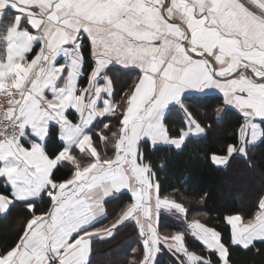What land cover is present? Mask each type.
<instances>
[{"label":"snow or ice","instance_id":"snow-or-ice-1","mask_svg":"<svg viewBox=\"0 0 264 264\" xmlns=\"http://www.w3.org/2000/svg\"><path fill=\"white\" fill-rule=\"evenodd\" d=\"M132 70L135 81L113 103L110 74ZM205 89L222 93L223 104L244 120L240 145L210 157L226 165L264 139V0H0V181L8 189L0 192V214L17 202L30 213L16 241L0 250V264H91L93 238L110 239L128 221L143 245L130 264H155L161 243L175 264H214L212 256L215 264H230L221 234L198 221L187 229L207 255L190 251L182 232L159 235L154 212L159 218L161 210L186 209L161 198L141 151L142 143L181 149L193 131L203 133L183 96ZM171 106L188 116V131L177 137L164 123ZM53 123L61 146L49 154ZM58 166L71 175L56 179ZM124 190L130 202L121 214L95 228L106 203ZM45 196L49 207L37 212ZM225 220L231 245L255 247L264 241V196L251 218Z\"/></svg>","mask_w":264,"mask_h":264},{"label":"trees","instance_id":"trees-1","mask_svg":"<svg viewBox=\"0 0 264 264\" xmlns=\"http://www.w3.org/2000/svg\"><path fill=\"white\" fill-rule=\"evenodd\" d=\"M84 56L89 57L87 51ZM90 68L85 63L84 74L80 86L87 81ZM117 93L121 100L122 89L125 91L134 76H127ZM187 112L204 128L199 137H188L181 149L158 145L152 148L149 144L141 145L145 162H150L155 179L159 183V195L180 203L186 209V222L199 221L217 230L222 242L229 248V260L232 264H264V242L255 244L247 250L233 247L230 243V228L225 218L240 215L244 220L252 217L257 210L258 200L264 196V139L255 145L247 146V155L234 154L225 167L212 163L213 154L226 156L227 146L239 145V129L244 123L237 111L223 107L219 95H192L184 97ZM182 108L172 106L165 116V126L172 137L186 128ZM119 112V108L117 109ZM110 125L116 123L115 118L106 119ZM58 128L52 126L46 147L49 154L59 150L61 143L57 139ZM108 150V149H107ZM67 166H58L54 170L56 179H66L71 175ZM0 185V192L7 188ZM130 202L128 193L112 199L106 204L105 218L95 224V228L110 226L115 218ZM49 207L48 198L36 201L37 212ZM30 215L25 205L17 202L5 215L0 216V250L12 245L23 229L24 220ZM185 223L161 215L158 221L159 233L171 236L184 232ZM185 234V242L189 250L207 255L203 246L190 235ZM142 238L138 226L134 222H125L116 230L110 239L93 238L91 264H130L140 256ZM135 249L136 251H133ZM215 264L216 257L212 256ZM155 264H175L166 252L157 256Z\"/></svg>","mask_w":264,"mask_h":264},{"label":"crops","instance_id":"crops-1","mask_svg":"<svg viewBox=\"0 0 264 264\" xmlns=\"http://www.w3.org/2000/svg\"><path fill=\"white\" fill-rule=\"evenodd\" d=\"M28 27H30V26H28ZM61 62H63V60L61 59ZM128 75L127 76H134V80L132 81V82H134L135 81V79H136V76H137V72H136V70H132V71H129L128 73H127ZM111 76H112V79H113V83H114V88H115V92H114V95H113V97H112V102L113 103H115V104H120V102H121V100H118V98H117V93L119 92V90H120V88H121V86H122V81L124 80V78L126 77V75H125V73H123V72H121V73H116V74H110ZM83 77V75L80 77V80H81V78ZM132 82H129L128 84H127V86H126V90L125 91H127V88H128V85L129 84H131ZM86 86V84L83 86V87H85ZM80 87H82V86H80ZM192 95H198V96H204V95H219V96H221V98H222V100H223V96H222V93H220L218 90H216V89H205L203 92H195V91H190V92H186V93H184V96H183V98L184 97H187V96H192ZM100 107H102L103 105H102V102L100 103V105H99ZM172 107V106H171ZM170 107V108H171ZM176 107H179V106H176ZM225 108H229V109H233V110H235V111H237L239 114H241L240 112H239V110L238 109H235L234 107H232V106H230V105H224L223 104V107L221 108V111L223 110V109H225ZM169 111V110H168ZM168 111H166V114L168 113ZM181 111L183 112V114H184V120H185V124H186V128L184 129V131H188V123H187V120H188V116H187V113H189V112H185L184 111V109H181ZM166 114H165V116H166ZM67 115H68V117H69V119H72V120H76L77 119V116H76V114L74 113V111L73 110H69V112L67 113ZM242 115V114H241ZM192 117V116H191ZM111 117H107L106 119H110ZM106 119H105V122H106ZM192 119L193 120H195L193 117H192ZM196 121V120H195ZM197 122V121H196ZM198 123V122H197ZM259 123V122H258ZM52 126H56L54 123L53 124H50V128L52 127ZM57 128H58V126H56ZM101 127V125H99V124H97L95 127H94V131H96V130H98L99 128ZM204 134V132L203 133H195L194 131L188 136V137H190V136H192V137H199V136H201V135H203ZM188 137H186V139L188 138ZM48 139V138H47ZM96 139L98 140V137H96ZM186 139H185V141H186ZM242 139H243V135H242V133H241V131H240V129H239V145H240V143H241V141H242ZM258 142H260V140L259 141H257V142H255V143H253V144H250V145H248V146H252V145H255V144H257ZM238 145V146H239ZM100 151L103 153L104 151H108V153L109 154H111V149L109 148L108 150H106V149H104L103 148V146L101 145L100 146ZM234 155V154H233ZM227 165V164H226ZM226 165H221V166H218V167H225ZM217 166V165H216ZM68 167V166H67ZM68 169H70V168H68ZM0 185H2L1 187H3V188H6L5 187V185L3 184V182L2 181H0ZM124 193H128L127 192V190H124L122 193H121V195L122 194H124ZM129 194V196H130V193H128ZM21 203V202H20ZM107 204V203H106ZM180 204V203H179ZM183 206V205H182ZM105 208H106V205H105ZM106 214H107V209H106V213H105V215L104 216H102V217H100L99 218V220H101V219H103V218H105V216H106ZM3 215H5V214H0V216H3ZM161 215H165V216H167V217H169V218H172V219H176L177 221H179L180 223H185V229H184V232L183 233H186V234H188V235H190L191 237H193L189 232H188V229H187V226H188V224H190V223H192V222H196V221H192V222H186V214H180V213H177V212H175V210H172V211H165V210H161V212H160V215H159V217L161 216ZM98 220V221H99ZM158 221H159V218H157L156 217V214H155V212L153 213V224H154V226L157 228V231H158V233H159V227H158ZM246 221V220H245ZM128 222H134L135 223V221H128ZM199 222V221H198ZM199 223H201V222H199ZM201 224H203V223H201ZM227 224V223H226ZM205 225V224H204ZM206 226V225H205ZM229 226V225H228ZM208 227V226H207ZM229 228H230V226H229ZM213 229V228H212ZM215 230V229H214ZM217 231V230H216ZM159 235H160V233H159ZM161 237H164V236H162V235H160ZM194 238V237H193ZM230 238H231V230H230ZM195 239V238H194ZM196 240V239H195ZM197 241V240H196ZM199 242V241H198ZM259 242H264V241H255L254 242V244H256V243H259ZM233 246V245H232ZM233 247H237V248H240V249H242L241 247H239V246H233ZM160 248H161V251L157 254V256L159 255V254H162V252H166L168 255H169V257L170 258H173V260L175 261V258L171 255V253L168 251V249L167 248H165L164 247V245H163V243H161V245H160ZM242 250H244V249H242ZM191 251V250H190ZM157 256H156V259H157ZM156 259H155V262H156ZM230 264H232L231 262H230Z\"/></svg>","mask_w":264,"mask_h":264},{"label":"rangeland","instance_id":"rangeland-1","mask_svg":"<svg viewBox=\"0 0 264 264\" xmlns=\"http://www.w3.org/2000/svg\"><path fill=\"white\" fill-rule=\"evenodd\" d=\"M178 108H180V107H178Z\"/></svg>","mask_w":264,"mask_h":264}]
</instances>
